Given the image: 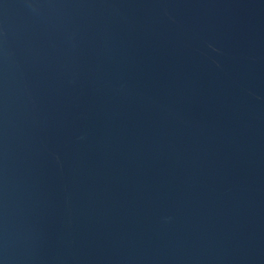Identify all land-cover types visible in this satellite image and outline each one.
<instances>
[{
    "label": "water",
    "instance_id": "obj_1",
    "mask_svg": "<svg viewBox=\"0 0 264 264\" xmlns=\"http://www.w3.org/2000/svg\"><path fill=\"white\" fill-rule=\"evenodd\" d=\"M0 264H264V0H0Z\"/></svg>",
    "mask_w": 264,
    "mask_h": 264
}]
</instances>
